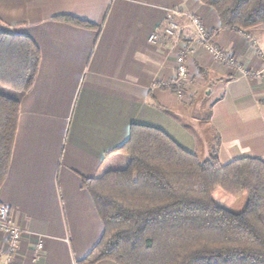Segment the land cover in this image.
I'll return each instance as SVG.
<instances>
[{
    "label": "crops",
    "instance_id": "obj_1",
    "mask_svg": "<svg viewBox=\"0 0 264 264\" xmlns=\"http://www.w3.org/2000/svg\"><path fill=\"white\" fill-rule=\"evenodd\" d=\"M175 12L180 30L170 38ZM185 13L203 20L234 64L214 58ZM63 14L95 27L55 19ZM0 31L30 36L41 50L33 87L8 91L20 116L0 202L26 233L19 264H77L99 242L104 226L83 179L115 164L133 123L162 129L203 159L219 143L224 164L264 161V27L223 28L201 0H0ZM186 47L179 95L171 85Z\"/></svg>",
    "mask_w": 264,
    "mask_h": 264
},
{
    "label": "trees",
    "instance_id": "obj_2",
    "mask_svg": "<svg viewBox=\"0 0 264 264\" xmlns=\"http://www.w3.org/2000/svg\"><path fill=\"white\" fill-rule=\"evenodd\" d=\"M201 2L216 11L223 28L264 27V0ZM55 19L95 27L73 15ZM40 61L32 37L0 31V189L20 116V101L8 91H29ZM171 88L186 94L184 82ZM218 146L201 159L162 129L133 123L128 140L113 150L115 164L83 179L104 231L77 264H264V161L245 156L224 164ZM241 196L244 208L233 210Z\"/></svg>",
    "mask_w": 264,
    "mask_h": 264
},
{
    "label": "built area",
    "instance_id": "obj_3",
    "mask_svg": "<svg viewBox=\"0 0 264 264\" xmlns=\"http://www.w3.org/2000/svg\"><path fill=\"white\" fill-rule=\"evenodd\" d=\"M180 16L178 12L172 13L171 17L167 21L165 27V32L168 37H173L180 30V25L175 20V17ZM187 18L190 19L192 24L195 26L197 33L199 35L200 41L209 50V52L214 56L215 59L220 60L226 64H234L235 61L232 56L226 51L222 50L214 41L213 35L208 27L204 24L203 20L193 14L185 13ZM158 34L155 32L151 39H157ZM189 48H184L177 59V71L174 82H184L188 77V62L185 54L188 52ZM0 232L6 235V245L0 247V264H19L20 255V244L25 236V231L15 223L13 216L9 207L0 202ZM42 245H39L41 248Z\"/></svg>",
    "mask_w": 264,
    "mask_h": 264
},
{
    "label": "rangeland",
    "instance_id": "obj_4",
    "mask_svg": "<svg viewBox=\"0 0 264 264\" xmlns=\"http://www.w3.org/2000/svg\"><path fill=\"white\" fill-rule=\"evenodd\" d=\"M202 158V155L200 156ZM203 159V158H202ZM121 164V163H119ZM121 166V165H119ZM246 197L245 196H241L240 199H238L233 205H232V209L233 210H236V211H239V210H242L245 206V202H246Z\"/></svg>",
    "mask_w": 264,
    "mask_h": 264
}]
</instances>
